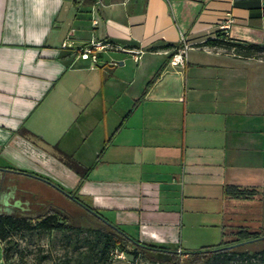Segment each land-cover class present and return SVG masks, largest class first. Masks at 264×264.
I'll return each instance as SVG.
<instances>
[{"label":"crops","instance_id":"crops-1","mask_svg":"<svg viewBox=\"0 0 264 264\" xmlns=\"http://www.w3.org/2000/svg\"><path fill=\"white\" fill-rule=\"evenodd\" d=\"M69 34L74 48H120L90 66L62 47ZM181 36L191 45L174 66ZM217 37L264 44V0H0V168L50 179L140 242L219 244L242 201L224 187L264 194V52L206 43ZM14 176L61 208L30 180L49 183Z\"/></svg>","mask_w":264,"mask_h":264},{"label":"trees","instance_id":"trees-1","mask_svg":"<svg viewBox=\"0 0 264 264\" xmlns=\"http://www.w3.org/2000/svg\"><path fill=\"white\" fill-rule=\"evenodd\" d=\"M94 1L73 0V5L79 10L80 7L92 5ZM206 43L233 48L235 52L243 55H259L264 52V44L240 43L219 37L208 39ZM160 71L161 67L147 81L143 92L158 77ZM72 169L81 176L89 170V168L83 169L80 166ZM256 193L257 190L255 189L240 188L233 185L224 187V194L231 199L246 200L252 198ZM74 201L81 206L86 215L92 217L93 222H89L88 225L75 226L71 224L66 215L58 210L49 211L36 219L0 215V240H6L11 231L33 228L45 231L56 229L63 231L65 234L68 231L84 230L86 234L81 238L80 243H74L76 249L83 248L84 250L79 251L78 257L66 256L59 264H112L114 259L111 252L115 250L129 254L131 256L130 264L134 263L136 258H142L151 263L179 264L176 250L140 242L138 239L130 237L115 224L104 221L103 219L106 220V218L102 217L95 208ZM88 208L99 214L103 219ZM226 227H229L230 230L227 232L225 228L223 239L219 244L199 250L182 252L183 255H187L186 264H209L212 261L228 264L232 258L240 260L239 264H264V249L238 250L239 247L251 241L264 239V232L251 230L247 225L237 222H231ZM66 237L69 239L70 235L67 234ZM3 258L5 260L8 258L7 248H3Z\"/></svg>","mask_w":264,"mask_h":264},{"label":"rangeland","instance_id":"rangeland-1","mask_svg":"<svg viewBox=\"0 0 264 264\" xmlns=\"http://www.w3.org/2000/svg\"><path fill=\"white\" fill-rule=\"evenodd\" d=\"M29 179V178H27ZM31 183L36 188H47L49 193L56 196L61 205L59 208L62 213L69 218L71 224L75 226L88 225L93 222L92 217L86 215L83 209L67 198L63 193L54 187H50L41 181L31 179ZM231 208V207H229ZM234 211L227 209L231 216L232 222L247 225L251 230L264 232V194L256 193L252 198L242 200L235 204ZM229 227L226 228L228 232ZM70 235L67 239L66 235ZM86 232L68 231L66 234L61 230L45 231L39 228L30 230H19L9 232L6 240H0L3 248H7L8 258L3 261L5 264H59L66 256L72 258L79 256V251L83 248L76 249L74 243H80L81 238ZM230 238V236H228ZM220 241V238L217 240ZM259 250L264 249V239H258L242 245L238 250ZM117 251V250H115ZM119 252V251H117ZM187 255L178 256L179 264H186ZM240 260L230 259L228 264H239ZM134 264H163L162 262H149L142 258H136ZM209 264H221L220 261L210 262Z\"/></svg>","mask_w":264,"mask_h":264},{"label":"flooded vegetation","instance_id":"flooded-vegetation-1","mask_svg":"<svg viewBox=\"0 0 264 264\" xmlns=\"http://www.w3.org/2000/svg\"><path fill=\"white\" fill-rule=\"evenodd\" d=\"M30 174L38 179L49 183L52 187L63 192L68 197L79 200L72 193L65 191L61 186L41 175L15 170L12 168H0V215H9L17 218L36 219L45 213L52 211L49 208V200L45 203L39 200V194L33 188L20 185L14 174ZM8 203H5V201ZM19 201V202H18ZM58 211L62 212L61 209Z\"/></svg>","mask_w":264,"mask_h":264},{"label":"built area","instance_id":"built-area-1","mask_svg":"<svg viewBox=\"0 0 264 264\" xmlns=\"http://www.w3.org/2000/svg\"><path fill=\"white\" fill-rule=\"evenodd\" d=\"M231 20H227L226 22H224L223 24H221L220 26L223 29H226L229 26V22ZM190 42L189 40L184 37L181 36L180 40H179V45L175 48V50L173 51V53L170 55L168 63L174 66L177 65H183L186 61H187V52L188 49L190 47ZM62 47L63 48H72L74 53H75V57L76 58H81L83 60H87L89 62L90 66H95L99 60V53L108 49H119L120 46L115 44L114 42H110L107 40H94L91 39L88 41V43L79 46V47H72V44L70 42V34L65 38V40L62 42ZM140 52V50L135 52V55L133 56V58L135 60H137L138 58V53ZM177 255H183L182 250L181 249H177L176 250ZM122 252H117V251H113L111 252V255L113 257V259H117L119 257H121ZM134 264V263H132Z\"/></svg>","mask_w":264,"mask_h":264},{"label":"water","instance_id":"water-1","mask_svg":"<svg viewBox=\"0 0 264 264\" xmlns=\"http://www.w3.org/2000/svg\"><path fill=\"white\" fill-rule=\"evenodd\" d=\"M72 196V194L70 195ZM19 202V201H18ZM5 203H8V201L6 200ZM89 209V208H88ZM91 212H93L95 215H97L98 217L102 218L99 214L95 213L93 210L89 209ZM103 219V218H102ZM104 221H106L107 223H109L107 220L103 219Z\"/></svg>","mask_w":264,"mask_h":264}]
</instances>
